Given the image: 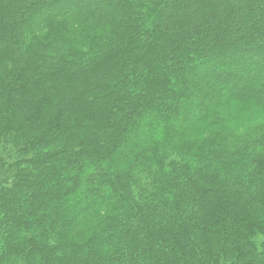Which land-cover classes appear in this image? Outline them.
<instances>
[{
    "label": "trees",
    "instance_id": "16d2710c",
    "mask_svg": "<svg viewBox=\"0 0 264 264\" xmlns=\"http://www.w3.org/2000/svg\"><path fill=\"white\" fill-rule=\"evenodd\" d=\"M0 264H264V0H0Z\"/></svg>",
    "mask_w": 264,
    "mask_h": 264
}]
</instances>
